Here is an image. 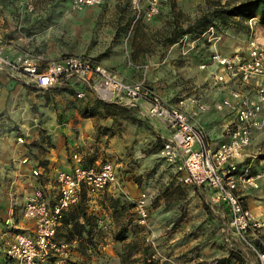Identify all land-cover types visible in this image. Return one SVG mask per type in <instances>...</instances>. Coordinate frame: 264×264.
<instances>
[{
	"label": "rangeland",
	"instance_id": "1",
	"mask_svg": "<svg viewBox=\"0 0 264 264\" xmlns=\"http://www.w3.org/2000/svg\"><path fill=\"white\" fill-rule=\"evenodd\" d=\"M21 1L25 5L24 11L26 12L24 13L29 12L27 15L32 23H38L37 26L29 27L36 30L38 36L34 43L29 45L32 48L30 50L27 48L24 55L38 57L41 59V67H43L48 61L63 55L84 54L93 57L112 70L113 62L120 57L126 60L127 54L131 53V49L135 57L139 56L138 52L141 49L158 50L162 43L161 35L169 27L168 24L172 20L173 11H180L179 18L184 21L186 18H193L201 7L206 4L205 0H158V11L156 13L149 16L143 14L133 23L135 16L134 0H100L96 4L78 9L71 7V0H51L52 3H50V0ZM45 2H49L51 6L44 7ZM138 2L142 9H146L149 4V0H138ZM230 19L231 21L225 24L214 18L212 23L209 24L213 25L214 33L212 34L205 32L209 26L207 25L202 32L183 34L179 38L183 48H199L197 52L201 56L203 55L202 58L205 59L198 63L199 66L204 63L203 68L195 65L197 68L190 67V73H193V71L199 73L200 69L207 70L212 65L215 67V64L211 63L210 60L214 50L225 55L238 53L240 56H245L248 44L252 39H256L264 47V21H261L258 16L241 19L238 23L236 20L240 19L239 17L233 16ZM212 36H216L215 40H208V37ZM213 69H216V67ZM116 73L124 79L118 72ZM196 77V75H188V77L180 75L178 78L181 80L177 81L182 85L183 90L197 89L203 85L222 87L220 91H229L223 97L225 98L230 96L231 90L237 89L243 97L248 99L255 97L256 88L259 84H264V77L252 79L244 84L235 78L214 83L211 73L203 82L200 80L202 83H199ZM18 78L25 85H30L20 77ZM141 79L150 86V80L144 73H140L134 81ZM67 83L78 82H73V79L62 78L54 88H50L51 90L46 96V99L53 105L52 110L54 108L56 114L55 121L60 123L66 122L68 116L73 115L70 112L71 110L74 111L75 109L80 114L83 107L89 106L95 100V96L88 89L78 90L83 92L81 96L73 91L66 90ZM82 88L84 87L82 86ZM123 102L133 103L128 98H124ZM198 103L205 105L203 99L197 101L196 104ZM138 110L131 108L127 114L130 120L138 122V126L141 128V131L137 132V137L141 141L139 142L140 152L119 154L118 151H104L101 149V160H110L115 164L121 182L124 179L121 176L124 169L132 172L133 182L142 188V191H146L144 201L148 218L142 222L139 221L135 211L136 201L133 202L125 196H122L114 205V200L111 197H117L116 195L119 192L112 195L111 191L104 190L103 192L89 194L83 188V200L71 211L74 213L79 212V214L84 212L85 217L80 216L78 222L72 220L70 225H67V228L63 227L57 235V238L71 240V242L76 239L74 248L79 249L81 255L80 258H76L73 253L71 255L72 260L98 264L120 262L121 252L127 248L129 253L125 258V264H144L140 258V251L143 249H145V253L149 258L147 264H264V261H261L254 249L241 241L233 232L229 224V213L226 206L222 203L212 202V191L209 187L187 184L183 186L184 188L172 186L163 188L164 190L160 188L158 192L155 190L156 183L163 186L164 181L170 178L172 172L169 171L171 168L174 169L175 175L177 174L176 167L158 154L165 138L156 135L153 128L156 127L155 121L164 125L166 123L157 117L150 116L147 109L145 110V106L142 107V112H138ZM50 113L49 109L43 110L41 120L45 115L47 116L44 119L47 120ZM8 117L5 109L0 111V134L11 133L14 137V143H21L23 149L31 152V148H34L37 149L34 152L39 153L41 148L54 146V142L46 133L48 128L38 127V125H35V129L39 128L41 140L33 139L25 142L19 126L7 121ZM258 118L264 120V106L259 111ZM127 125V132L132 134L133 123ZM255 129H264V122L253 128L252 132ZM71 130L75 134L73 140L77 139L78 134L75 129ZM63 136L64 138L61 141L65 146L66 160L71 162L73 151H84V144H80L77 140V144L74 146L72 145L73 141L68 142V135ZM136 142L138 141L136 140ZM259 144L264 146V142L253 144L255 148L250 154L254 155L255 159H264V157H261V155H264V150H261V148L256 149ZM249 145H251V141ZM90 155L87 152L83 153V159L88 164H92L94 160V157L92 158ZM40 164L41 160L37 161V165ZM166 173H168V176H166ZM185 186L189 188L190 195L188 194L187 201L179 202L178 197L183 193L185 194ZM105 192L107 194L103 195ZM100 196L102 197L100 198ZM148 196L150 200L147 199ZM122 205L123 207H121ZM69 213L70 211L67 213L68 217ZM110 214L113 215V222L116 226L113 234L126 223L127 238L123 242L114 239L120 247L118 250L109 247L111 250L107 252L102 247L107 243L105 238L107 228L104 227H107V223L112 224L107 221V216L109 217ZM254 216L256 217L255 214ZM70 229L74 231L77 237L69 233ZM247 237L259 252L264 253V250H261V248H264V227L249 228ZM126 241H129V243L131 241L135 246H124ZM115 251L116 255H113ZM151 253H154L155 256L150 257ZM218 259L222 260L218 261Z\"/></svg>",
	"mask_w": 264,
	"mask_h": 264
},
{
	"label": "built area",
	"instance_id": "2",
	"mask_svg": "<svg viewBox=\"0 0 264 264\" xmlns=\"http://www.w3.org/2000/svg\"><path fill=\"white\" fill-rule=\"evenodd\" d=\"M98 2L100 0H71V7L78 9ZM134 9L133 23L143 14L156 13L158 0H149L146 9L134 0ZM205 32L214 33L213 25H209ZM215 38L208 37V40ZM210 60L216 65L211 73L214 83L235 78L244 84L264 77V47L256 39L249 42L245 56L238 53L225 55L214 50ZM204 66V63L200 65ZM0 70L15 74L25 83L39 88L52 87L62 78L73 79V82L84 84L96 98L107 102L123 104L124 98L133 102L145 101L148 114L161 119L169 127V135L162 142L158 154L176 167V179L209 187L212 202L226 206L233 232L264 261V253L259 252L247 237L249 228L264 227V219L254 216L243 203L241 194L249 188H257L258 177L238 170L239 160L250 144L252 129L264 122L258 118L264 106V84L257 86L254 98L243 97L239 90L233 89L230 96L215 102L218 109H234L237 118L230 128L229 138L213 147L203 127L193 123L190 117L204 110V104L198 103L197 109L188 114L179 104L165 102L143 79L125 80L91 56L67 54L39 68L38 57H9L0 42ZM82 93L77 91L78 96ZM71 160L68 169L56 173L57 195L54 200L41 187L34 188L24 197L22 216L31 223V227L28 231L15 230L4 239L7 264H70L74 244L57 238L65 212L79 202L83 188L89 194L104 190L122 192V183L112 161L85 165L78 152L72 153ZM33 174L38 175V169H33ZM135 211L139 221L148 218L143 196L136 201Z\"/></svg>",
	"mask_w": 264,
	"mask_h": 264
},
{
	"label": "crops",
	"instance_id": "3",
	"mask_svg": "<svg viewBox=\"0 0 264 264\" xmlns=\"http://www.w3.org/2000/svg\"><path fill=\"white\" fill-rule=\"evenodd\" d=\"M50 3H52L51 0ZM50 3L47 2L43 6H51ZM24 10L25 5L21 0H0V42L3 44L4 53L12 58L26 54L27 48L28 50L32 48L29 45H32L38 36L36 30L30 29L33 26H37L38 23L33 24L27 15L29 12L25 14L24 12L26 11ZM197 51H199V48H183L179 40L171 44L161 43L158 50L141 49L138 52L139 56L136 57L131 49V53L127 54V59L118 58L113 62L112 68L128 81H134L140 73L146 74L148 80H150V86L166 102L179 104L188 114L196 108L197 101L203 99L206 109L198 111L196 115H191L190 117L193 123L204 128L208 142L214 147L229 138L230 128L235 122L237 115L236 111L230 107H224L220 110L214 105L215 101H219L227 95L228 90L220 91L222 87H208L203 84L202 87L197 89L183 90L182 85L178 83L181 80L178 78L180 75L183 77L196 75L197 81L202 83L214 71L213 68L216 65L215 67L212 65L211 68L209 66L207 70L200 69L199 73L197 71L190 73V67L197 68L195 65L203 68L198 63L205 59ZM38 64L39 68L44 67H41V59L39 58ZM50 90L49 88L41 89L36 86L34 88V85H25L20 82L16 75L6 70H0V111L5 109V113L9 116L6 120L19 126L25 142L33 139L41 140L39 128L36 130L35 125L48 128L46 133L49 134L54 142V146L41 148L39 153L37 151L34 152V150H37L34 148H31L30 152L23 149L21 143H14V137L11 133L0 134V264H7L4 239L12 235L15 230H30L31 223L22 216L24 197L36 187L43 188L51 200H54L57 195L56 173L59 170L68 169L72 163V160L71 162L66 160L65 146H63L61 141L64 138L63 135H68V142L73 141L72 145L74 146L77 144V140L80 144H84V151H78V153L85 165L100 163L102 161V150L118 151L119 154L140 152L141 150L139 143L141 141L137 137V132L141 131V128L138 126V122L131 121L128 117L118 116L113 118L100 115L83 117L74 109V111H70L73 115L68 116L66 122L55 121L56 114L54 108L52 110L53 105L46 99ZM122 105H125L128 109L138 110L139 108L138 112H142L143 106H145V110L147 109V103L142 100L137 101V103L127 102ZM48 109L51 113L48 115L47 120L44 119L47 115L41 120V112ZM129 123L134 125L132 134L127 132L126 129ZM155 124L156 127L153 128L155 134L166 138L170 132L167 124L164 125L157 121H155ZM73 128L78 134L77 139L74 140L73 136L75 134L71 130ZM257 142H264V129H255L252 132L251 145L246 148L244 157L239 160L238 170L241 173L245 172L258 177L259 188H249L241 194L244 204L252 210L256 218L258 217L257 219H262L264 218V159H255V156L250 154L255 148L253 144H257ZM260 148L264 150L262 144L256 147V149ZM85 152L91 154L92 158L94 157L92 164H88L83 159V153ZM39 160H41V164L37 165ZM33 169H38L39 174L34 175ZM169 172H172L170 173V178L164 181L163 186H160V183L155 184L157 192L160 191V188L162 190L172 186L184 188L183 186L187 185L176 180L173 168ZM166 174L168 176V173ZM131 175L132 172L128 169H124L121 175L124 178L121 182L123 197L129 198L133 202L137 201L140 196L145 199L146 191H142V188L133 182ZM185 190V194L183 193L178 197L179 202L187 201L190 195L189 188L185 186ZM110 193L112 195L116 194L112 191ZM147 199L150 200V197L148 196ZM76 205L70 207L66 212L73 210ZM107 221L112 224L107 223V227H104L107 228V231H105L107 243L102 248L108 252L111 250L109 247L118 250L120 245L114 240L113 232H115L116 226L113 222L112 214L109 217L107 216ZM67 225H70V223L63 224L61 222L57 235L63 227L67 228ZM73 234L74 237H77L75 233ZM75 241L76 239L72 240L74 245ZM73 253L76 258H80L81 252L79 249L74 248ZM114 254L116 255V251ZM105 264L121 263L115 261Z\"/></svg>",
	"mask_w": 264,
	"mask_h": 264
},
{
	"label": "trees",
	"instance_id": "4",
	"mask_svg": "<svg viewBox=\"0 0 264 264\" xmlns=\"http://www.w3.org/2000/svg\"><path fill=\"white\" fill-rule=\"evenodd\" d=\"M205 3H206L205 6L201 7L200 11H198L193 18H186L184 19V21H182L179 18V14L181 13L180 11H173L172 20L168 24L169 27H167L166 31L161 35L162 43L171 44L173 42L178 41L183 34L202 32L207 27V25L212 23V20L214 18L221 20L225 24L230 22L231 21L230 18L233 16H237L240 18L236 20L237 23L240 22L241 19L243 20L254 16H258L261 21H264V0H224V1L205 0ZM54 86L48 88L49 89L54 88ZM82 86L84 88H82ZM48 88H41V89H48ZM65 89L70 92L73 91L77 93L78 90L80 89L85 90L87 88H85L83 84L81 83L79 84L78 82V83H67V87H65ZM128 111L129 109L125 105L115 102H107L95 97L94 102H92L89 106L83 107L80 110V114L83 117L100 115V116H111L113 118L118 116L129 118L127 114ZM261 157H264V155H261ZM195 186H200V185H195ZM105 194L107 193L106 192L103 193V195ZM116 196L117 197H111L114 200L113 201L114 205H116V202L122 198L123 194L118 193ZM82 200H83V195L81 193V197L77 205L80 204ZM121 207H123V205ZM68 212H65L63 216L62 219L63 224H69L71 223L72 220L78 222V218L80 216L83 218L85 217L84 212H80L79 214V212L74 213L71 210L68 217L67 215ZM126 226L127 224L125 223L118 229V231L114 234V239L122 242L125 241V239L127 238ZM69 233L71 235H74L73 234L74 231L71 229L69 230ZM66 241L71 242V240H66ZM124 246L133 247L135 245H133L131 241L130 243L129 241H126L124 243ZM261 250H264V248H261ZM145 252H146L145 249L140 251V256H141L140 258L142 259L144 264H147L146 262L148 261L149 258ZM128 253L129 252L127 248L123 249V252H121V259H120L121 264H125V258H127L126 256ZM151 255L152 253L150 254V257H152ZM221 260L222 259H218V261ZM70 264H97V263L72 260Z\"/></svg>",
	"mask_w": 264,
	"mask_h": 264
}]
</instances>
